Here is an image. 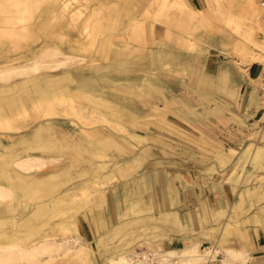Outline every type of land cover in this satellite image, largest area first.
I'll list each match as a JSON object with an SVG mask.
<instances>
[{"label":"rangeland","instance_id":"374dc122","mask_svg":"<svg viewBox=\"0 0 264 264\" xmlns=\"http://www.w3.org/2000/svg\"><path fill=\"white\" fill-rule=\"evenodd\" d=\"M50 1L0 0V21L5 20V24L7 22L6 25L0 23V26L8 27V31L4 27H0L6 30H0V69L15 65H30L34 56L38 57L47 52L46 49H54L57 46L58 50L63 49L61 51L73 56V60L68 63L69 65L34 73L37 74L35 75L36 85L38 88H43V86L48 88V85L53 84L56 80L67 77V85L71 90L74 89L75 83L81 75L92 78L96 75L91 70L94 64L97 66L99 64L113 65V70L105 73L103 77L99 73L94 76V79L106 84L103 96L105 95L110 101L121 103L122 106L125 105L129 111L137 115L139 124L137 129L145 133L146 140L139 143L127 141L123 143L122 135L127 136L126 131L106 127L107 123L104 121L84 124L82 119H77V115L71 117L73 119L71 123L61 120L63 125H69L78 130H92L93 127L103 128L105 135L113 138V141L122 142L126 150L122 152L113 150L116 157L109 161L106 157L101 162L118 163L122 161L124 163L132 161L133 156L139 154L141 146H149L152 140L149 133L153 134L156 129H159L157 125L147 128L141 121L144 118L154 119V123L162 124L159 114L164 113L170 120L169 127L171 129L176 128L173 124L176 123L188 130L187 134L201 135L203 139L214 141L216 145H220L211 148L212 151H220V153L214 152L215 155L210 152L211 163L208 172L217 173L218 171L222 173L223 179H226L225 176H227L226 180H231L233 178L231 174L236 172L234 175H237L239 172L240 176L237 175L235 182L239 186L251 190L250 201L244 214L250 219L247 223H263L264 213L261 206L264 205V171L261 170L263 167L257 168L258 165H253L252 152L253 145L264 147V82L260 80L264 74L262 73L256 80V84L261 88L263 108L248 122V126H244L242 130H233V127L223 124L212 130V126L197 125L188 117L180 115L173 107L176 101L171 98L168 92L169 89L178 88L177 78L192 79L194 77L195 84L200 90L219 89L233 96L231 87L214 85L212 75L200 67H196L197 62H187L181 57L180 52L172 51V43L178 47L192 48L194 45L190 39L192 32L210 26V19L202 11L191 8L185 0H148L141 5H139V0H66L68 2L66 7L62 4L64 0ZM206 1L216 21L233 30V53L239 58L236 63L240 65L244 61L250 62L253 56L260 57L262 60L260 62L264 65V0ZM90 10L94 11L95 16L93 15L87 23L85 16ZM100 14L103 15V18L100 17ZM155 23L159 24L157 34L154 31ZM136 26H138L137 33H135ZM174 31L178 35H174ZM184 33L186 36L182 35ZM133 64L135 66L132 70H125L126 67ZM22 79L20 76H16L6 83L0 84V87H12ZM147 83L161 87V92L148 94ZM118 91L120 94L117 93ZM123 91L125 92L123 93ZM127 91L129 92L126 93ZM254 102L257 101L254 99ZM164 103L169 105L170 110L160 111V107L164 106ZM63 105L59 103L58 108ZM77 108L75 107L76 110ZM167 119L165 124L168 123ZM18 120L21 122L22 118L20 117ZM26 120H28V124L24 129L14 132L5 129L4 131L8 132H0V138L14 140V138L31 132L35 123L31 122L29 117ZM123 120H125V124H129L127 119L123 118ZM2 130L0 129V131ZM67 160L68 157L62 156L59 161L60 165L66 164ZM135 163L134 165H136ZM79 164L85 167L86 162L83 160ZM124 166L116 170L109 167L108 173L115 176L110 180L106 179V170L101 173L102 175L99 174L95 177L74 170L69 174L70 187L76 188L73 189L75 196L73 195L74 200H72L76 207H81L80 210L83 212L82 209L87 206L88 199L90 206L88 205L86 208L106 209L108 212L104 228L97 229L96 221L100 217L98 215L94 220L90 219L86 224L84 222L81 227L82 236L89 242L92 249L90 255L92 264H106L108 257H120V253L123 251H129L131 256L146 252L149 258H154L155 262L158 256H152L153 248L156 251L169 248L172 244L168 243V239L172 238L174 234L183 237L182 235L190 232L189 229L174 228L168 224V213L157 211L156 207L149 210L139 200L125 194L126 189L132 186V179L129 177L133 173L126 172ZM73 169H77L76 166ZM138 169L139 171L143 170L144 166L141 165ZM256 171L259 172L256 176L260 178L259 180H256L257 178L248 182L241 180V176L244 174L251 175ZM230 172L232 173L230 174ZM121 174H124L123 177L120 176ZM83 183L85 189H83ZM26 198L21 197L19 202L14 199L0 200V206L4 207L3 204H7L5 207L8 209L31 210L35 205L34 202H38V199L34 201L29 197L27 201ZM40 199L45 200V198ZM25 203L27 204L25 205ZM237 209L236 206L232 210L227 207L221 215L206 223L207 228L209 226L214 228L215 237L214 240L208 238L203 240L204 238L200 237L201 248L211 244L212 240L215 242L221 236L224 222L234 223L236 227L241 225ZM123 212L125 215H121ZM118 216L120 217L118 218ZM177 216L179 219V213ZM193 228L191 227V229ZM198 230L194 228L191 233H196ZM230 237H233V233ZM77 259L62 260L65 261L64 264H81ZM59 260L50 264H63L62 260L58 262ZM217 261L219 260L216 259L215 262L217 263ZM206 263L208 262L203 264ZM169 264L176 263L170 260Z\"/></svg>","mask_w":264,"mask_h":264},{"label":"crops","instance_id":"0c3cea01","mask_svg":"<svg viewBox=\"0 0 264 264\" xmlns=\"http://www.w3.org/2000/svg\"><path fill=\"white\" fill-rule=\"evenodd\" d=\"M139 1V5H141L148 0ZM185 1L191 8L202 11L203 14L210 19V26L207 28H199L192 32L190 36V39L194 42L192 48L178 47L175 43H172V51L180 52L182 54L181 57L187 62H197L196 67H200L203 71L212 75L214 85H228L231 87V89H233V96H230L223 90L219 89L200 90L195 84L194 77L192 79L177 78L176 82L178 88L169 89L168 92V94L171 95V98L176 101L173 107L180 115L188 117L197 125L212 126V130H214L217 126L221 127V125L225 124L227 126L229 125V127H233V130H242L244 126H248V122L251 121L254 115L263 108L261 88L256 84V80L262 74L264 65L260 61H244L240 65L236 63V60L239 58L233 53V30L216 21L206 0ZM100 17L103 18V15ZM158 26L159 24L155 23V33L158 32ZM136 27L137 29L135 30V33L138 32V26ZM174 32V35H178L176 31ZM182 35L186 36L185 33ZM102 65L103 64H99L98 66L94 65L91 69L93 74L97 75L100 73L103 77L105 73L109 72L111 67H113L111 69H114L113 65ZM134 66L135 64L129 66L130 68L126 67L125 70L130 71ZM222 71L224 76L222 75ZM94 76L92 78L81 75L75 83L76 85L74 86V89H71V91L77 93V88L81 80L84 78L90 79L93 92L90 93V100H88L89 106L91 108H98L107 115V113L111 112L108 105L113 101L108 100L105 95L103 96L106 84L94 79ZM67 80L68 78L66 77L56 81L61 82L62 87L65 86L68 88ZM260 80L264 82V77H261ZM147 86L148 94L161 92V87L152 85L151 83H147ZM124 92L125 91H123V93ZM128 92L129 91L126 93ZM117 93H119V91ZM87 95H89V93H87ZM254 99L257 102H254ZM114 103L118 104L119 109L123 110L125 114L129 117H134V119L138 121L137 115L129 111L127 109L128 107L126 108V106H122L119 102ZM164 104V106H161L163 108L160 107V111L170 110L169 105L167 103ZM159 116L162 118V124L154 123V119L151 120L144 118L141 121L147 128L148 126L157 125L159 126V129H156V132L153 134L149 133V137L152 139L149 146H141L139 154L133 156L132 161H126L124 163L122 161L118 163H105L101 161L106 157H108V161L111 158H115L116 155L113 150H119L121 152L125 151L126 148H124V145L122 144L126 141H131L130 143H139L146 140L145 133L143 134L140 130H138L139 136L135 135L132 137H126L123 135L122 143L116 140L113 141V138H109L107 135L103 134V128L93 127L92 130H78L72 128V126L63 125V122H61V120L73 122V119L48 118L39 121V123L37 122L33 124L34 126L31 132L26 134V136H29L33 142V149L36 148L35 150L40 151L45 148L46 150L44 149L43 151H53L54 154L57 153L61 156L68 157V160L65 162L66 164L60 165V163H57L54 167H50V171H45L46 174L45 172L39 173L38 177L34 179V181H40L38 186L39 194L53 195L55 192L57 194L65 192V190L71 185V183H69L71 179L68 176L71 172H86L84 174H87V176L95 177L106 170V179L110 180V178L112 179L115 176L110 172L108 173L109 167H113L116 170L118 168L121 169V167L125 165L124 169L126 172L129 174L131 172L133 173V175L129 177L132 179V186L126 189L125 194L133 196L136 200H139L143 206H147L149 210L156 207L157 211L168 213V224L172 227H180L181 229L186 228L190 231L182 235L183 237H178L179 235L177 236L174 234V238L172 237L168 239V243H171L172 245L166 249H178L181 246L188 247L194 244L200 245V237L204 238L203 240L207 238L214 240V228L211 226L207 228L206 223L221 215L227 207H230L232 210L236 206L238 208L237 212L240 216L239 220L241 221V225L236 227L234 223L230 224L227 221L224 222L222 225L221 236L217 238L215 242L212 240L211 244L204 245L219 250V254L216 258L219 261L216 263L215 259L206 264H242L240 261L233 260L232 257H230L229 251H245L244 253L248 258H246L244 264H264V222L257 224L247 223L250 219L244 215L247 210V204L250 201L249 194L251 193V190L249 191L248 188L239 186L235 182L237 181V175L240 176L239 172H237V175H234L236 172L233 174L230 172V174L233 175L231 180H226L228 179L227 176H225L226 179H223L222 173L218 171L217 173L213 171L208 172L211 163L210 152H215V150L212 151L211 148H216L220 145H216L214 141L203 139L201 135L193 136V134L190 133L189 135L186 133L188 130H185L182 126L176 123H173L176 128L171 129L169 127L170 120L166 118L165 114L160 113ZM107 117L100 119L107 123L106 127L123 131V128L115 126L113 120H111L110 117ZM94 119L92 120V123L96 122ZM166 119L168 120L167 124L164 123ZM74 123L76 122L74 121ZM113 124L115 128L113 127ZM55 129L57 132H55ZM34 130H37L38 132L37 137L34 135ZM95 134L102 135V143H95ZM41 137H43V139H40ZM74 137L83 139L90 145L87 143L85 146H76L72 143ZM189 138L190 140H188ZM4 140L10 141L5 138H0V141ZM48 140L50 143L46 145L45 141ZM255 146L257 145H253V148ZM67 151L72 154L69 152L67 153ZM78 151H81L83 155L80 156ZM215 153L219 154L220 151H216ZM7 154V151L0 148V157L5 158V160L0 159L2 162H0V168L5 161L6 163L10 162V159L6 157ZM73 157L75 161L72 160ZM94 159H97V161H94ZM83 160L84 162L87 161L86 164H84L85 167L79 164L80 161L82 162ZM134 162H136V165H134ZM256 162L257 163H254L252 156L253 165H258L257 168L263 167L261 170L264 171V158ZM141 165L144 166V169L139 171L138 168ZM74 166H76L77 169H73ZM136 168L137 171H135ZM53 171L55 172L53 173ZM58 173L64 174V177H67V179L64 178L62 181L59 179V181L55 183L51 182L52 184H50V186L54 189L47 190L45 186H49V184L41 180H45L46 175L51 174V176H53ZM258 173L259 172L256 171L251 175L244 174L241 176V180H243V182L253 181L257 178L256 176H258ZM123 175L124 174H121V177H123ZM32 178L33 177L28 178L27 181H33ZM259 179L260 178L258 177L256 180ZM67 183H69V185ZM114 202L116 203L115 199ZM172 208L175 210H170ZM98 210L104 215H102V221L105 225L107 223L106 217L108 212L106 209ZM261 210L264 213V205L261 206ZM178 213L179 219L177 216ZM121 215H125V213L123 212ZM119 217L120 216H118V218ZM251 220L253 221V218H251ZM191 227L199 229L198 232L191 233L194 229H191ZM232 233L233 237H230Z\"/></svg>","mask_w":264,"mask_h":264},{"label":"bare ground","instance_id":"6f19581e","mask_svg":"<svg viewBox=\"0 0 264 264\" xmlns=\"http://www.w3.org/2000/svg\"><path fill=\"white\" fill-rule=\"evenodd\" d=\"M62 4H64L63 6L66 7L68 2L64 0ZM77 12L81 13L80 11ZM93 15L95 16L94 11L90 10L88 15L85 16V21L87 20L88 23ZM0 23L4 25L5 20L0 21ZM3 25L1 26L4 27ZM7 28L5 29L7 30ZM1 29L4 30L3 28H0V30ZM56 47L54 49L48 48L50 49V51L45 48L47 52L40 54L38 57L34 56L31 60L30 65H15L0 69V84H4L16 76H20V78H23L21 81L15 83L12 87H0V129H3L0 132L4 133L5 129H8L9 132L24 129V127L28 124V120H26L28 117L31 119V122L39 123V121L48 118L72 119L71 117L73 115H77L78 118H76H80V120L82 119V122L84 124L92 123V120L94 118V120L96 121H101L100 119L109 116L111 120H113L115 126L123 128V131H126L127 136H139V132L137 129V127L139 126L138 121H136L134 117H129L123 110H120L118 104L114 102L109 103L108 106L111 112L107 113V115L102 110L98 108H91L89 106L88 100H90V93L93 92L90 79L84 78L81 80L77 88V93H73L65 86L62 87L61 82L56 81L53 84L48 81L51 84L48 85V88L44 86L43 88L37 87V81H35V79H37L35 75L37 74L34 73L66 65L70 63L74 58L73 56H70L67 53L61 51L63 49L58 50ZM252 61L262 60L260 59V57L252 56ZM111 68L110 70H113ZM44 82H46V80H44ZM87 93H89V95H87ZM59 103L64 104L63 107L58 108ZM75 107H78L77 110L75 109ZM20 117L22 118L21 122L18 120L20 119ZM122 117L127 119L129 124H125V121ZM34 132V135H36L37 137V130H34ZM55 132H57V130ZM94 136L96 138L95 143H102V135L95 134ZM40 139H43V137H41ZM38 141L40 142L39 139ZM32 143L33 142L31 141V138L29 136H26V134L21 135L14 140L0 141V148L8 152L6 157L10 159V162L6 163L5 161L3 166L0 168V200L14 199L19 202L21 201L19 200L21 197H30V199H34V201L35 199H38V202L33 201L35 204L32 207L33 210H25L19 208L8 209L5 207L7 206V204H3L4 207L2 205L0 206V264H50L51 262L59 259H70L71 261V259L75 258H78L79 260H77L78 262L80 261L81 264H92L90 259L92 249L89 246V242L82 236L81 227L84 222L86 224L87 221H89L90 219L94 220L96 215H98L100 216V220L98 219L96 221L97 229L104 228L105 225L102 221L103 213L98 209V211L92 209V207L86 208L89 205L88 199L86 201V209H82L84 210L83 212L80 210L81 207H76V204L74 205V201H72L74 200L73 195L75 194V190L73 189L75 187H69L65 190V192L58 194L55 192L53 195H40L38 190L40 181H34V179L38 177L39 173L45 172L49 170L50 167H54L57 163H59L62 156L57 153L54 154L53 151H43L45 148H41L42 150L40 151L43 152L35 150L36 148H32ZM49 143V140L45 141L46 145ZM72 143L76 146H85L88 142L83 139L74 137V139H72ZM69 151H67V153ZM78 154L80 156L83 155L81 151H78ZM252 156L254 163H257L256 161L264 158V148L258 145L255 146L253 148ZM0 159L5 160L4 157H0ZM72 160H74V157ZM54 172L55 171H53V173ZM51 174L46 175L45 180L42 179L41 181H45V183H48L50 186V184L59 181V179H61V181L64 178L67 179V177H64V174L62 173H58L57 175L53 176H51ZM30 177H33V181L31 182L29 180L27 181V179ZM49 186H45L47 190L54 189L52 188V186ZM83 187L82 188L85 189V185ZM40 198H45V200L42 201ZM27 203H25V205ZM84 205H86L85 202ZM150 243H148V245ZM152 251L153 257L155 255L158 256L155 262L154 258H149L146 252H141L137 256L136 254L135 256H131L128 253L129 251H123L120 253V257H108L106 259V264H169L170 260L174 261L176 264H203L205 262L214 261L219 254V250L217 248L206 246H203L201 248L199 244H194L188 247L181 246L178 249L165 248L159 251H156L153 248L151 252ZM244 252L229 251L230 257H232L233 260L242 262V264H244L246 258H248ZM60 260L58 262H60ZM64 260H62V263L65 262Z\"/></svg>","mask_w":264,"mask_h":264},{"label":"built area","instance_id":"2783aa9c","mask_svg":"<svg viewBox=\"0 0 264 264\" xmlns=\"http://www.w3.org/2000/svg\"><path fill=\"white\" fill-rule=\"evenodd\" d=\"M262 73L264 74V69H263ZM263 77H264V76H263Z\"/></svg>","mask_w":264,"mask_h":264}]
</instances>
